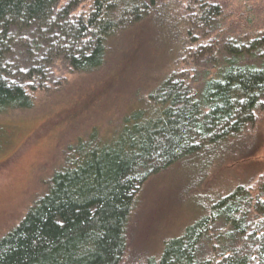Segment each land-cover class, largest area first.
Instances as JSON below:
<instances>
[{"label":"trees","instance_id":"1","mask_svg":"<svg viewBox=\"0 0 264 264\" xmlns=\"http://www.w3.org/2000/svg\"><path fill=\"white\" fill-rule=\"evenodd\" d=\"M80 6L86 9L77 14ZM183 10V0H0V116L33 107L27 83L44 80L54 58L87 74L130 39L177 48ZM210 12L216 15L217 7L200 11ZM13 30L36 31L47 49L27 70L5 62ZM262 111L264 63L231 61L200 96L182 79L162 77L107 140L91 132L67 148L45 193L0 239V264H122L137 196L148 180L201 176ZM204 201L195 200L196 217L145 264H264V182L254 196L237 185ZM219 222L221 252L207 254Z\"/></svg>","mask_w":264,"mask_h":264},{"label":"rangeland","instance_id":"2","mask_svg":"<svg viewBox=\"0 0 264 264\" xmlns=\"http://www.w3.org/2000/svg\"><path fill=\"white\" fill-rule=\"evenodd\" d=\"M210 5L217 7L216 15H202ZM85 9L80 6L76 12ZM183 9L176 19L177 48L154 42L140 46L130 39L101 69L87 74L72 72L54 58L44 80L27 83L33 107L0 116V239L45 193L67 148L91 132L107 140L162 77L182 79L200 96L204 83L218 78L231 61L257 68L264 63V0H183ZM46 51L36 31L13 30L5 62L27 70ZM205 170L189 182L172 173L148 180L137 196L122 264H145L158 256L163 243L196 217V199L207 201L237 185L257 194L264 182V111L236 146ZM224 229L223 222L212 228L207 254L221 252L216 246Z\"/></svg>","mask_w":264,"mask_h":264}]
</instances>
